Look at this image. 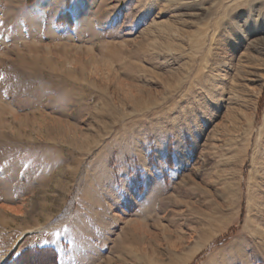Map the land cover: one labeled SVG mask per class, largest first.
<instances>
[{
	"label": "rangeland",
	"instance_id": "rangeland-1",
	"mask_svg": "<svg viewBox=\"0 0 264 264\" xmlns=\"http://www.w3.org/2000/svg\"><path fill=\"white\" fill-rule=\"evenodd\" d=\"M0 264H264V0H0Z\"/></svg>",
	"mask_w": 264,
	"mask_h": 264
}]
</instances>
